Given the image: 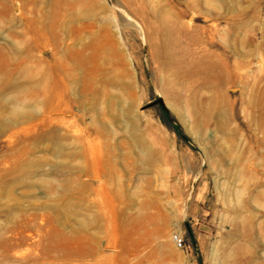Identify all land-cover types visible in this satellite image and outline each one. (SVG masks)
<instances>
[{
  "label": "rangeland",
  "instance_id": "1",
  "mask_svg": "<svg viewBox=\"0 0 264 264\" xmlns=\"http://www.w3.org/2000/svg\"><path fill=\"white\" fill-rule=\"evenodd\" d=\"M0 264H264V0H0Z\"/></svg>",
  "mask_w": 264,
  "mask_h": 264
},
{
  "label": "water",
  "instance_id": "2",
  "mask_svg": "<svg viewBox=\"0 0 264 264\" xmlns=\"http://www.w3.org/2000/svg\"><path fill=\"white\" fill-rule=\"evenodd\" d=\"M152 106H160V108L162 109V111L164 112V114L166 115L168 121L177 126L179 129V133L186 137L189 141L190 139L186 136V134L182 131L181 129V125L180 122L178 121V119L174 116V114L172 113L170 107L168 106V104L166 103L164 97L161 94H157L155 96V98L151 101H149L148 103H146L145 105L142 106V109H147L149 107Z\"/></svg>",
  "mask_w": 264,
  "mask_h": 264
},
{
  "label": "built area",
  "instance_id": "3",
  "mask_svg": "<svg viewBox=\"0 0 264 264\" xmlns=\"http://www.w3.org/2000/svg\"><path fill=\"white\" fill-rule=\"evenodd\" d=\"M171 238L174 241L175 245L181 249H187V241L182 231L175 229L171 233Z\"/></svg>",
  "mask_w": 264,
  "mask_h": 264
}]
</instances>
